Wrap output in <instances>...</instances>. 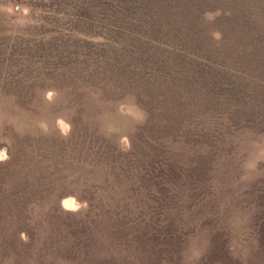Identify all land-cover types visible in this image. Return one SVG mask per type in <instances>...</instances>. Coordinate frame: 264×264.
<instances>
[{
    "label": "rangeland",
    "instance_id": "rangeland-1",
    "mask_svg": "<svg viewBox=\"0 0 264 264\" xmlns=\"http://www.w3.org/2000/svg\"><path fill=\"white\" fill-rule=\"evenodd\" d=\"M0 154V264H264V0H0Z\"/></svg>",
    "mask_w": 264,
    "mask_h": 264
},
{
    "label": "trees",
    "instance_id": "trees-1",
    "mask_svg": "<svg viewBox=\"0 0 264 264\" xmlns=\"http://www.w3.org/2000/svg\"><path fill=\"white\" fill-rule=\"evenodd\" d=\"M2 169H4V171L1 173V176L3 177V183L0 184V234H4V232L6 233L7 231L13 230L14 226H17L16 238L19 237V235L21 236V233L24 232L28 237V244L26 245H29L28 247H33L34 244L32 242L34 239L32 238L33 235L31 233L32 228L28 225L31 219L26 215L31 200H37L39 196L33 195L34 193L25 194L22 192H15V189H13L11 192H7L3 189L6 183L5 177L10 176L11 180L15 182L20 175L19 172L21 171L18 170H21V168L16 159L13 158L8 163L3 164ZM26 179L28 180V178ZM90 202L94 207V204L96 205V198H91ZM57 210H59V208ZM57 210L50 212L52 214L46 217L45 223L53 225L54 223L56 224V222H58V225L61 226V229H69L68 233L61 232L62 236L59 233L53 236L54 241L50 245L51 250L57 253L61 252L60 257L71 263L90 264V243L86 239V233L88 231L87 228H79L80 224H75V222V225L73 226L66 225L65 220L57 214ZM62 245H64V250L61 248ZM31 249L32 248H30V252ZM20 252L21 250L19 249V245L17 243L0 242V255L16 256Z\"/></svg>",
    "mask_w": 264,
    "mask_h": 264
},
{
    "label": "bare ground",
    "instance_id": "bare-ground-1",
    "mask_svg": "<svg viewBox=\"0 0 264 264\" xmlns=\"http://www.w3.org/2000/svg\"><path fill=\"white\" fill-rule=\"evenodd\" d=\"M70 202H71V201H70ZM70 202L68 201V202H67V205L70 204ZM70 205H71V204H70Z\"/></svg>",
    "mask_w": 264,
    "mask_h": 264
},
{
    "label": "snow or ice",
    "instance_id": "snow-or-ice-1",
    "mask_svg": "<svg viewBox=\"0 0 264 264\" xmlns=\"http://www.w3.org/2000/svg\"><path fill=\"white\" fill-rule=\"evenodd\" d=\"M0 158H2V154H0Z\"/></svg>",
    "mask_w": 264,
    "mask_h": 264
}]
</instances>
